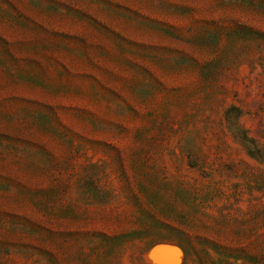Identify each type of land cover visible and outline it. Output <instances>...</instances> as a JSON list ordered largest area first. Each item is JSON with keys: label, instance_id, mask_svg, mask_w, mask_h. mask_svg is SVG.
I'll return each mask as SVG.
<instances>
[{"label": "rangeland", "instance_id": "374dc122", "mask_svg": "<svg viewBox=\"0 0 264 264\" xmlns=\"http://www.w3.org/2000/svg\"><path fill=\"white\" fill-rule=\"evenodd\" d=\"M0 264H264V0H0Z\"/></svg>", "mask_w": 264, "mask_h": 264}, {"label": "trees", "instance_id": "16d2710c", "mask_svg": "<svg viewBox=\"0 0 264 264\" xmlns=\"http://www.w3.org/2000/svg\"><path fill=\"white\" fill-rule=\"evenodd\" d=\"M178 243V242H177ZM180 245V244H179ZM181 247H183L182 249H183V252H184V255H186L187 254V252H186V249H185V247L182 245Z\"/></svg>", "mask_w": 264, "mask_h": 264}, {"label": "water", "instance_id": "95a60500", "mask_svg": "<svg viewBox=\"0 0 264 264\" xmlns=\"http://www.w3.org/2000/svg\"><path fill=\"white\" fill-rule=\"evenodd\" d=\"M157 246H164V245H162V244H158ZM157 250V249H156Z\"/></svg>", "mask_w": 264, "mask_h": 264}, {"label": "bare ground", "instance_id": "6f19581e", "mask_svg": "<svg viewBox=\"0 0 264 264\" xmlns=\"http://www.w3.org/2000/svg\"><path fill=\"white\" fill-rule=\"evenodd\" d=\"M173 260V259H172Z\"/></svg>", "mask_w": 264, "mask_h": 264}]
</instances>
